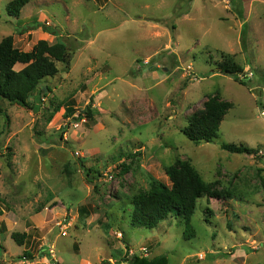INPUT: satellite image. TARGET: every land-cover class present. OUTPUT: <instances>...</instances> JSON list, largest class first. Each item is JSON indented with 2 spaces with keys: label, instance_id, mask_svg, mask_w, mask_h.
<instances>
[{
  "label": "rangeland",
  "instance_id": "obj_1",
  "mask_svg": "<svg viewBox=\"0 0 264 264\" xmlns=\"http://www.w3.org/2000/svg\"><path fill=\"white\" fill-rule=\"evenodd\" d=\"M11 1L0 0V42L12 36L28 52L57 37L72 52L32 109L2 103L0 264H53V251L57 264H130L135 254L264 264V0H32L19 17ZM226 56L247 86L218 71ZM216 95L233 108L214 142H192L183 129ZM91 100L94 121H76ZM179 161L222 195L197 201L194 237L173 214L153 229L132 225L129 198L170 185L166 169Z\"/></svg>",
  "mask_w": 264,
  "mask_h": 264
},
{
  "label": "trees",
  "instance_id": "obj_2",
  "mask_svg": "<svg viewBox=\"0 0 264 264\" xmlns=\"http://www.w3.org/2000/svg\"><path fill=\"white\" fill-rule=\"evenodd\" d=\"M31 1L12 0L7 6L8 14L12 17H19L22 9ZM44 31L56 36L55 30L49 27H45ZM71 52L67 43L57 37L53 43L39 40L28 52L18 49L14 45L12 36L4 38L0 42V114H6L5 108L2 106L3 101L32 109L29 103L30 97L39 94L38 88L44 80L54 78L60 73L59 64L70 65ZM18 64L24 65L19 71L15 69ZM217 69L221 74L235 77L236 80L239 79V82L245 86L249 84L248 73L229 56L225 57ZM46 89L51 92L50 87H46ZM92 101L83 112L84 117L81 114L76 118V121L84 118L94 121ZM231 108H233V104L221 100L219 95L210 97L204 110L194 113L189 118V124L183 129V133L195 143L214 142L221 124ZM74 113L75 109L67 108L68 116L74 115ZM222 148L231 153L246 155H254L260 151L243 144H223ZM120 167H122L121 175L130 170V167L125 164ZM1 174L0 167V176ZM166 175L170 185L154 181L149 189L141 190L129 198L126 206L130 210L128 211L126 208L125 212L128 211V218L130 217L132 225L148 229L155 228L173 214L186 226L184 237L186 239L194 237L191 220L197 208V201L203 196L215 198L222 197V195L212 191V185L202 178L190 161H179L177 165L169 166L166 169ZM87 177H90V174H87ZM88 181L93 183L92 180ZM11 236L20 246L27 242L28 235L26 233H13ZM123 261L130 264H168V258L164 255L150 259L144 254H135L130 259L124 258Z\"/></svg>",
  "mask_w": 264,
  "mask_h": 264
},
{
  "label": "built area",
  "instance_id": "obj_3",
  "mask_svg": "<svg viewBox=\"0 0 264 264\" xmlns=\"http://www.w3.org/2000/svg\"><path fill=\"white\" fill-rule=\"evenodd\" d=\"M61 234H62L63 236L67 235L66 231H65V230H62V228H61ZM119 235H120V237H123L121 233H119ZM51 254H52V253H51ZM51 259H52V261H53V264H57V260H56V258H55L54 251H53V254H52V256H51Z\"/></svg>",
  "mask_w": 264,
  "mask_h": 264
},
{
  "label": "crops",
  "instance_id": "obj_4",
  "mask_svg": "<svg viewBox=\"0 0 264 264\" xmlns=\"http://www.w3.org/2000/svg\"><path fill=\"white\" fill-rule=\"evenodd\" d=\"M58 224V223H57ZM71 224H69V226H70ZM60 232H61V230H60ZM67 233V232H66ZM68 234V233H67ZM62 235V234H61ZM26 246H28V243L26 242ZM25 246V247H26ZM4 253H7L8 255H10V252H9V250L7 251V252H4ZM39 253H40V251H39ZM11 257H12V255H11Z\"/></svg>",
  "mask_w": 264,
  "mask_h": 264
},
{
  "label": "water",
  "instance_id": "obj_5",
  "mask_svg": "<svg viewBox=\"0 0 264 264\" xmlns=\"http://www.w3.org/2000/svg\"><path fill=\"white\" fill-rule=\"evenodd\" d=\"M245 80H248V79H245ZM138 255H140V254H138Z\"/></svg>",
  "mask_w": 264,
  "mask_h": 264
}]
</instances>
